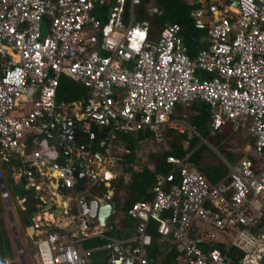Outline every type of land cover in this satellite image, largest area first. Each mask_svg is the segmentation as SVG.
<instances>
[{
	"label": "built area",
	"instance_id": "2783aa9c",
	"mask_svg": "<svg viewBox=\"0 0 264 264\" xmlns=\"http://www.w3.org/2000/svg\"><path fill=\"white\" fill-rule=\"evenodd\" d=\"M127 2L131 13L125 22ZM139 2L0 0V156L17 160L30 180L35 173L47 174L74 191L79 179L72 157L91 160L77 142L95 140L94 128H110L99 147L111 158L118 135L151 133L161 142L165 128L179 126L172 118L177 105L204 101L209 135L225 126L232 134L246 129L254 140L247 150L257 163L242 158L228 166L225 179L211 184L187 163L188 156H169L171 169L155 176L152 199L127 210L139 222L132 238L83 249L85 236L55 230L35 235L31 250L38 264H90L102 249H121V257L111 258L119 264H148L145 231L155 220L168 246L163 252L173 246L176 264H264V0H238L239 10L232 9L233 0H201L211 19L197 24L206 25L208 44L193 57L179 24L164 26L153 41L147 23H133ZM63 77L88 90L72 117L69 105H56ZM64 125L68 137L60 145L57 133ZM74 128L80 136L75 142ZM62 155L65 162L59 161ZM1 189L9 205L10 194L3 184ZM28 251L18 243V255L24 258ZM0 264L14 260L0 252Z\"/></svg>",
	"mask_w": 264,
	"mask_h": 264
},
{
	"label": "trees",
	"instance_id": "16d2710c",
	"mask_svg": "<svg viewBox=\"0 0 264 264\" xmlns=\"http://www.w3.org/2000/svg\"><path fill=\"white\" fill-rule=\"evenodd\" d=\"M139 5L134 6L132 10L133 23L142 24L147 23L149 29V36L151 40H156L159 37L162 28L168 24H179L182 29V39L184 45L188 48L190 57L194 55L190 53V45L192 42H197L198 38L207 36V28H199L197 21L198 18L194 17V14L198 11L205 10L208 7L204 4L199 5L197 0H139ZM157 9V12H152V9ZM131 13L130 4L127 2L124 8L125 22L128 20ZM88 97V90L82 85L77 84L63 77L60 80L59 87L56 94L57 109L61 106L71 105L73 103L83 102ZM185 111H190L193 115L188 118ZM175 112H180V119L184 120L193 130L194 133L189 135L187 131L180 133L177 130L165 128L162 134L163 142L169 147L168 151H163L159 154H152L150 159L154 162V168L149 169L143 166L140 170L134 171L131 164L135 161V149L136 144L143 140H152L151 133H136L121 135L123 140L129 145V154L124 157L122 162L123 173L127 175L128 180H125L124 176H120L111 183V187L105 188L102 185L100 187L103 194L106 195L108 191H113V201H116L117 210L119 212L121 221L117 226L111 227L108 232V236L116 237L119 240H126L132 238L136 234L137 226L139 222L130 218L127 215V210L131 205L138 201H150L152 199V187L154 185L155 176L157 174H166L170 171L171 166L166 162L167 157L174 156L178 158L187 157V163L192 165L200 174H202L211 184H216L228 175V168L223 163L203 166L201 163L202 156L208 150L206 144H201V140H204L207 144L214 147L230 165L235 163L234 155L227 149V144L230 136L232 135L231 126L223 127L216 135L210 136L208 127L210 124V111L208 105L204 101H196L188 107L177 105ZM110 128L96 129V138L92 142L82 137L77 142L78 146L87 148L90 154L94 155L97 152H103L104 150L99 147L101 139H106ZM254 143L253 139H249V144ZM254 165L257 161L251 155L247 157ZM21 167V164L15 159H9L4 163L3 168L9 176H12V168ZM257 171V168H255ZM13 181V179H12ZM14 183V182H13ZM78 184L86 188L85 180H78ZM25 182L23 183V195H27V209L25 214L32 216L35 208L30 206L29 195L32 202H39L33 194L28 191ZM94 187L90 188L91 192H94ZM101 192V193H102ZM123 193L124 198L119 199ZM168 215L165 214L162 219L166 220ZM28 225L29 222H26ZM0 223V252L3 256L12 257V248L6 232ZM160 226L159 221L150 220L147 224L145 235L148 238L149 244L146 246V254L148 264H154L156 258L161 257L162 260L159 264H175V260L178 256L175 248L171 246L169 251L164 253L163 250L168 247L167 243L162 242V235L158 232ZM118 227V229H117ZM97 239V238H96ZM104 239H97L96 244H105ZM91 246V245H90ZM90 246H85L86 248ZM132 246H135L133 244ZM239 256L242 254L239 252Z\"/></svg>",
	"mask_w": 264,
	"mask_h": 264
},
{
	"label": "crops",
	"instance_id": "0c3cea01",
	"mask_svg": "<svg viewBox=\"0 0 264 264\" xmlns=\"http://www.w3.org/2000/svg\"><path fill=\"white\" fill-rule=\"evenodd\" d=\"M204 15L200 16L198 14V16H194V17H197L198 21H200L201 23H207L201 20L203 18L202 16ZM207 44H208L207 36L198 38L197 42L193 41L192 44L190 45V53L195 55L200 49L205 47ZM78 104L79 103H73L68 106L72 109L70 113L71 117L73 116V114L78 113L80 109V105ZM179 115H180V112L174 111V114L172 116L174 121L179 122L178 127L180 126L182 127L184 124L188 126V124L184 120L180 119ZM60 116L61 115H59V118ZM178 127L177 129H173V130H177L180 133H182L183 130L180 131L181 127L179 129ZM189 128L191 127L189 126ZM192 132L194 133L193 129H192ZM72 135H73L71 137L72 140H76L77 136H75L74 134ZM250 138L253 139L251 136ZM201 141H203V143L200 142V145L206 143L204 140H201ZM49 142L51 143V146L58 148L54 143H52L51 141ZM149 142H152V143L155 142L153 143L154 144L153 147L156 148L157 151L160 153H162L163 151H168L169 149V147L163 142V139L161 140V142H156L153 139L143 140L141 142H138L136 144V149L134 152V155L136 156L135 161L133 162V164H131V167L133 168L134 171L140 170L143 166H146L149 169L154 168V162L150 159L151 157L150 153H148V155H144L143 157L140 155L142 148L149 145L148 144ZM247 145L252 147L253 144L250 145L248 143ZM128 147H129L128 143H126L123 140V137L121 135H118L117 139L111 144V149H110L111 158H109V156H107L104 151L97 152L96 154L93 155V157H91V160L94 161L95 163L94 170H95L96 178L89 177V176L85 178V183L87 184V186L92 185L94 187L93 188L95 189L94 192L97 193L98 195L97 198L99 199V201L101 203H110L113 206L112 215L109 219V223L106 228L99 227L96 220L88 221V227L86 228L84 227L83 222L81 221L79 217V213L78 211H76L75 207L71 206V209L69 210L67 209V206H66L67 203L63 201L61 204V208H59V205L55 206L52 199L50 201V198H49L50 195H51V198L55 195L56 197L58 195L71 196L73 194L71 192L73 191H70V190L65 191L57 181L53 179H49L47 177V174L41 175L39 173H35L34 178L30 180L24 174L22 170H20L19 168H16L17 165L16 167H13L11 170L12 176H9L6 173L5 169L3 168L4 163H6L7 161L4 157L0 156V173H1L0 182L4 185L5 188H7L8 185L11 187V190L13 191V193L9 192L10 196L11 197L14 196L18 202V205H20V208L18 210L19 219L22 221V224L25 226V228L29 232L30 239L32 241H35L37 239L35 235L41 234V236H44L48 232L59 230L62 234L69 233V234H77V235L85 236L86 240L80 244V247L83 249H93L97 247L102 248L109 243L107 239L119 240L116 237L108 236V232L111 230V227L117 226L118 223L122 219L117 210L116 201H113V197H114L113 191H108L105 195L101 191L100 187L102 188L101 184H103L105 188L111 187V183L122 175L124 176L125 180H128L127 175L123 173V166H122V162H124V157L129 154ZM112 158L114 159V162H113V166H110L108 165L109 164L108 162H110V159ZM67 159L68 158L66 155H62L60 156L59 161L65 162ZM223 160H224L223 163L227 166V168L228 166L235 165L237 162L236 161L234 164L230 165L226 162L225 159ZM103 162H106V163H103ZM78 165L81 166L79 168V171L81 173L82 172L89 173L91 171L90 168L82 166V163L80 162L78 163ZM24 182H25L24 186H26L27 190L32 192L34 196L33 199L35 198L37 201H39L38 203L32 202V199L30 198V195H29L30 206H33L35 208L32 216H28L25 214V211L27 209L28 198L26 194L23 195L24 194L23 192ZM79 186L81 185L79 184ZM92 186H89V187H92ZM119 195H120L119 199L124 198L122 197L123 193ZM0 196H1V192H0ZM61 199L62 198L60 197V200ZM0 202H2L1 197H0ZM12 220H14L13 217H12ZM33 220L36 221V223ZM26 222H29L28 225H26L27 224ZM2 226H3V229L5 230L4 225ZM35 226L36 227L39 226V229L33 232V227ZM95 233H100V235L97 236ZM6 235H7V238L9 239V235L7 234V232H6ZM32 235L34 238H32ZM96 238L101 239V240L104 239L103 241L106 243L103 245L102 244L97 245ZM85 246H90V247L86 248ZM116 250L117 249H114V250H103L102 249L100 252L94 253L90 264H119V262H115L111 260V258L121 257L124 254V252H122L121 249L120 250L118 249L119 251H116ZM146 259H147V254H146ZM161 260H162L161 257L156 258V260H154V264H159Z\"/></svg>",
	"mask_w": 264,
	"mask_h": 264
},
{
	"label": "rangeland",
	"instance_id": "374dc122",
	"mask_svg": "<svg viewBox=\"0 0 264 264\" xmlns=\"http://www.w3.org/2000/svg\"><path fill=\"white\" fill-rule=\"evenodd\" d=\"M187 1L190 2V0H187ZM202 17L203 18L201 20L205 22H208L211 19L210 14H206ZM66 111H68V109H66ZM185 112L188 118H190L193 115V113L190 111H185ZM180 127H178V129ZM182 130L187 131L189 135L191 136L193 134L192 129L189 128V125L187 126L184 124L180 128V131ZM249 139H250L249 132L246 129L241 132L234 133L229 138L228 144H227V147H228L227 150L234 155L235 162L242 158H245V157L247 158L252 155L251 154L252 152L247 150L248 149L247 144L249 143ZM153 143L149 142L148 143L149 145L142 148L141 153H140L142 157L144 155H148V153H150L151 155L160 153L157 151L156 148L153 147L154 145ZM205 144L207 145L208 150L202 156L201 163L203 166L218 164L224 161L223 160L224 157L214 147H212L210 144H207V143ZM0 180H1V173H0ZM1 185L2 183L0 182V192L2 193ZM6 189L8 192L13 193L9 185L7 186ZM2 202H0V223L4 225V228L7 234L9 235V239L11 241V246L13 250V254L11 258L14 260V264H38L35 251L31 250L34 247V241L30 239L29 232L27 231L25 226L22 224V221L19 219L18 210L20 208V205H18V202L14 196L12 197L10 196L9 205H6L3 199H2ZM12 217L14 220H12ZM18 243H20L23 247L29 250L27 255L24 258H22L17 253Z\"/></svg>",
	"mask_w": 264,
	"mask_h": 264
},
{
	"label": "water",
	"instance_id": "95a60500",
	"mask_svg": "<svg viewBox=\"0 0 264 264\" xmlns=\"http://www.w3.org/2000/svg\"><path fill=\"white\" fill-rule=\"evenodd\" d=\"M198 4H201V0H197ZM232 9L235 10H239V3L238 0H233L232 4ZM205 14V10L201 11V15ZM198 16V15H197ZM218 18L215 17L214 18V22H217ZM199 28H206V25H199ZM59 123V122H58ZM70 125H73V123H70ZM67 126L64 125L63 128V133H61V135H58L57 133V143H59L60 145L64 144V139L66 137H68L67 133ZM74 132H76L77 134V130L76 128L73 129ZM79 134H77V139L79 138ZM76 140H72L73 142L77 141ZM203 143V141H201ZM74 149H78L77 145L74 146ZM82 150H84V152H86V148H82ZM101 160V159H100ZM82 163V166H85L87 168H90L91 171V175L93 178H96V174H95V170H94V166L95 163L94 161H91L90 158L88 156H84V157H72V164H73V169H74V175L76 180H84L87 175L85 173H81L79 171V168L81 166L78 165V163ZM89 192V193H88ZM97 193L95 192H91L90 189H86L80 186H76L74 191H73V195L69 196V197H62V199H59L58 197H52V201H54L55 206L59 205V208H61V204L63 201H65L67 204V209H71L72 207L76 208V211H78L79 213V217L81 219V221L83 222L84 227H88V221L90 220H96L99 227L101 228H106L108 226L109 223V219L112 215V210H113V206L110 203H101L99 201V199L97 198ZM49 209V208H48ZM33 232H35V230L33 229ZM131 260V259H129Z\"/></svg>",
	"mask_w": 264,
	"mask_h": 264
}]
</instances>
